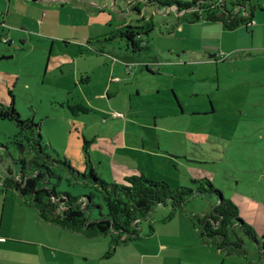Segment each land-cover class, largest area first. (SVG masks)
<instances>
[{"label":"rangeland","instance_id":"1","mask_svg":"<svg viewBox=\"0 0 264 264\" xmlns=\"http://www.w3.org/2000/svg\"><path fill=\"white\" fill-rule=\"evenodd\" d=\"M128 2L117 0L116 4L128 14ZM141 9V15L130 10L128 22L145 16L153 19L156 26L147 38L149 49L139 53L128 50L125 40L106 42L101 38L100 42L93 41L91 47L85 42L78 47L76 42L62 41L55 44L52 54L49 49L43 55L32 50L20 57L19 51H15L12 58L0 59V105L14 103L22 119H32L40 125L44 143L51 146L54 155L68 159L77 171L85 169L83 138L93 140L90 154L95 170L110 183L124 184L125 177L140 174L149 181L167 182L172 189L194 188L197 181L210 180L226 199L237 205L240 216L262 238L264 57L257 55L246 60L226 57L225 61H215L203 53L184 55L178 48L181 38L165 34L178 24L176 12H161L162 8L159 11L157 6L144 2ZM0 45L7 47L4 43ZM100 48L106 51L108 59L94 52ZM171 48L175 52H168ZM124 55L128 56L127 62ZM10 56L0 55V58ZM74 58L76 64L72 62ZM103 60L110 67L123 63V72H108L106 76L108 81L119 77L110 92L114 90L118 95L110 100L88 102L69 71L91 68L94 85H88V90L102 89L105 86ZM169 60L178 65L162 67ZM126 65L131 69L129 73ZM146 65L151 71L160 69L162 74L147 71ZM69 101H84L98 112L74 116L66 107ZM113 114L123 118H113ZM17 132L14 122L0 119L2 175L9 168L17 171L15 161L21 154L17 146L8 144ZM24 156L27 161L32 159L29 150ZM55 169L62 178H53L51 188L56 186L58 192L73 197L92 192L89 185L75 180L64 168ZM215 200L209 195H198L175 212L169 204L159 205L150 218L140 222L138 239L124 244H167L171 247L170 253L165 252L162 258L170 257L177 264H220L225 254L218 258L202 247L208 243L201 240L199 226L194 225L196 216L211 213ZM96 201L102 202L99 198ZM93 214L94 220L100 218L99 209H94ZM238 236L246 244L242 258L250 260L249 251L256 250L259 259L254 243L242 233ZM97 240L109 244L107 237ZM134 249L127 248V251ZM119 254L116 258H120L121 251ZM116 261L112 264H118Z\"/></svg>","mask_w":264,"mask_h":264},{"label":"trees","instance_id":"2","mask_svg":"<svg viewBox=\"0 0 264 264\" xmlns=\"http://www.w3.org/2000/svg\"><path fill=\"white\" fill-rule=\"evenodd\" d=\"M142 2L157 6L159 11L162 8L168 14L175 10L178 15L177 25L182 22L195 24L206 21L221 23L229 31L248 26L255 13L264 10V0H130L129 9L141 13ZM155 26L153 19L141 16L135 23L122 25L94 41L100 42L101 38L106 42L122 39L126 41L128 50L136 54L144 50L148 44L147 38L153 33ZM174 30L175 27L167 29L165 34L170 35ZM94 52L104 53L101 48ZM146 70L151 72L149 68ZM66 107L74 116L96 113L83 103L67 102ZM0 119L15 123L18 132L8 144L17 146L21 154L15 161L17 171L9 168L4 175L0 173L3 190L18 193L24 204L34 208L38 216L49 224L71 233H80L87 239L109 238L106 258L112 257L115 250L125 245L124 243L138 239L137 229L140 222L150 218L157 206L169 204L175 212L198 195L217 198L211 213L203 217L196 216L194 224L199 226L201 240L208 243L205 245L210 250L221 252L225 256L244 255L246 244L238 236V233H242L254 243L260 256L264 257V236L258 237L255 228L240 216L237 205L226 199L210 180L197 181L194 188L172 189L167 182L149 181L140 174L126 177L124 184L110 183L96 173L90 154L93 140L83 138L85 169L77 171L68 159H61L53 154L51 146L44 143L40 125L32 119H22L14 103L0 105ZM26 150L32 155L30 161L24 156ZM58 166L69 172L75 180L89 185L92 192L89 195L73 197L58 192L56 186L51 188L49 185L53 178H62L56 172L55 168ZM97 198L102 202L98 203ZM94 209L100 210L99 219L94 220ZM151 231H154L153 228Z\"/></svg>","mask_w":264,"mask_h":264},{"label":"crops","instance_id":"3","mask_svg":"<svg viewBox=\"0 0 264 264\" xmlns=\"http://www.w3.org/2000/svg\"><path fill=\"white\" fill-rule=\"evenodd\" d=\"M6 1L7 3L0 0V43L3 44V40L7 41L4 43L7 45L6 48L0 45V55L14 56L15 51H19L21 57L32 50H37L43 55L46 49L52 54L55 44L62 41L67 44L76 42L78 47H82L81 44L85 42L86 46L91 47L94 46L95 38L109 34L122 25L135 22L134 19L128 22L126 17L130 10L127 14L120 5L117 6V0H105L104 3L98 0ZM128 3L130 5V2ZM174 27L172 36L181 38L178 48L184 55L203 53L210 55L215 61L221 60L222 54L228 58L245 60L257 55L264 57V10L257 11L248 26L232 31L227 30L221 23L206 21L195 24L182 22ZM144 49H149L148 44ZM105 52L102 55L108 59ZM168 52H175V49L171 48ZM212 54L214 58L211 57ZM124 58L127 62L128 56L124 55ZM158 59H161L160 55ZM104 61L105 86L102 89L88 90V85H94L91 68L78 67L69 71L73 80H76V85L81 88L83 98L88 102H99L105 98L110 100L118 95L114 90L110 92L115 88L114 80H119V77L108 81L106 76L108 72L109 74L123 72L121 66L123 63H116L110 67ZM72 62L76 64V59L74 58ZM156 62L160 64V61L154 63ZM163 63L162 67H168L169 64L178 65L171 60ZM145 68L150 69V66L146 65ZM130 71L126 65V73ZM153 71L151 72L154 74H162L160 69ZM138 94L140 96V91ZM130 99L132 100V95ZM74 103L86 105L84 101H74L71 104ZM100 110L104 111L102 108ZM112 116L123 118L122 115ZM128 122L129 120H126V123ZM97 239H87L80 233H71L43 221L34 208L24 204L18 193L11 190L5 192L0 186V264H112V261L116 260L118 261L114 263L118 264H159L164 260L163 264H177L174 260L171 261L170 257L162 258L165 252L170 253L168 251L171 247L167 244H125L118 247L112 257L106 258L109 244H101L102 241L98 242ZM131 247L136 250L127 251V248ZM202 247L209 249L206 245ZM120 251V258H116ZM249 252L250 260L242 258L240 254L223 258L221 252L215 253L211 250L210 253L223 258L220 264H264V257L258 259L256 250ZM257 252L260 255L259 250ZM161 258L163 260H160Z\"/></svg>","mask_w":264,"mask_h":264},{"label":"built area","instance_id":"4","mask_svg":"<svg viewBox=\"0 0 264 264\" xmlns=\"http://www.w3.org/2000/svg\"><path fill=\"white\" fill-rule=\"evenodd\" d=\"M3 43H7V41L6 40H3ZM224 59H226V57H225V55H221V60H224Z\"/></svg>","mask_w":264,"mask_h":264},{"label":"water","instance_id":"5","mask_svg":"<svg viewBox=\"0 0 264 264\" xmlns=\"http://www.w3.org/2000/svg\"><path fill=\"white\" fill-rule=\"evenodd\" d=\"M13 56H10V57H2V58H0V59H9V58H12ZM211 57H215L214 55L213 56H211Z\"/></svg>","mask_w":264,"mask_h":264}]
</instances>
